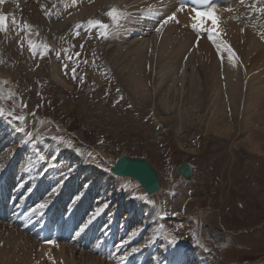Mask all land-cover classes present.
<instances>
[{
	"label": "rangeland",
	"instance_id": "obj_1",
	"mask_svg": "<svg viewBox=\"0 0 264 264\" xmlns=\"http://www.w3.org/2000/svg\"><path fill=\"white\" fill-rule=\"evenodd\" d=\"M25 1L27 0H23ZM123 1L120 2L119 9L126 0ZM232 1L241 4V0ZM18 2L21 3L19 0H4L0 3V13L6 16L5 30L0 31V72L5 77V82L0 87V108L5 113L15 111L17 115H23L25 120L16 121L14 117L5 115L6 121L3 122L0 118V164L5 168L15 150L13 174H17L22 164L27 167L30 160L36 159L32 145L20 143L22 134L14 131L18 126H26L28 131H33L36 146L45 154L51 150L56 159L47 157L46 161H39L32 169H26L27 172L22 171L20 180L17 179V187L22 182L25 186L20 190L12 189V175H7L3 197L8 195V205L14 203L10 216L18 210V203L25 194L27 198L25 197L24 203L28 207L22 211L25 217L18 223H14L13 218L0 220L1 245L6 249L13 248L5 246L4 242L12 236L8 232L15 228L17 232H23L39 243L40 235L31 231L32 229L26 231L22 224L26 218L37 217V213L29 212V208L37 202H50L53 197V194L49 195L51 188L63 176H67L68 179L59 190H66L69 194L62 195L60 191L58 195L60 202H65V207L60 209L56 205L50 220L53 226L60 224L61 232L55 237L65 246L75 244V237L71 236L72 230L75 231L85 222L97 207L107 203L109 207L95 220L99 223L103 217L106 219V215H109L110 218L111 213L117 211L115 230L125 228L124 237H129L133 231L138 233V242L145 247L140 256L143 259L149 258L145 264H172V256H165L163 250L166 237L177 239L178 243L174 246L176 249L190 251L193 248L204 254L185 259L180 264H264V116L251 125L252 130H249L244 124L242 107L234 112L232 101L225 98V110L222 113V123L225 124L222 128L225 130L213 131L206 119L209 116V106L201 105L199 99L185 98V89L180 96L174 89V95L172 90L168 92V100L176 101L174 108H164L161 104L156 106L158 102L154 100L151 87L159 70L156 68L159 61L156 54L149 57L145 84L149 86L145 87L147 98L143 99L141 90L134 89L129 81L130 76L122 68L125 62L121 54L110 56L103 51L105 42L112 49L123 50L143 39L157 36L159 33L154 29L158 21L170 12L161 6H172L171 2L164 0L158 7L143 9V15L139 16L147 18L146 23H142L143 26L135 32L137 34L127 38L119 35V25L124 17L117 26L109 28L107 38L98 37L95 31L97 29L88 23L89 20H100L111 25L110 19L105 15L109 8L95 18H83L82 4L74 5L72 0H51L49 3L55 5L46 18L48 22H28L24 16L26 12H21V4L19 8ZM223 2L218 7L223 8L226 5ZM61 4L70 6L64 10ZM159 7L163 10H157ZM74 10L81 19L80 22L76 21L79 28L75 23L61 27L57 25L61 20H67L68 23L67 15ZM240 16L245 21V29L259 32L260 25L249 18V13L243 12ZM51 18L53 22H50ZM25 23L29 25L27 31L23 30ZM216 31V34L219 33ZM77 32L79 35H76ZM20 40L24 42L23 49L18 43ZM29 40L36 46V55L28 50ZM44 45L51 51L44 49ZM41 50L45 51L43 57L39 55ZM57 52L61 53L59 58ZM77 52L80 53L79 57L76 56ZM86 52L89 54L86 55ZM64 65L68 67L65 68ZM53 67L61 80L54 79ZM73 68L76 69L75 79ZM80 76L85 77L83 83ZM197 88L202 91L201 87ZM21 103L26 107H21ZM6 125L13 129L15 138L12 139V135L3 130ZM64 126L83 132L88 137V143L77 139L78 131L77 134L71 133ZM53 136L63 137L64 142L58 143L52 139ZM69 141L74 148L66 147ZM77 148L82 154L77 153ZM89 152L92 158L88 164H84ZM121 152L148 159L158 170L162 188L144 199L145 192L133 179L110 174V161ZM47 160H51L56 167H49ZM183 160H188L193 165L191 181L183 180L175 171ZM40 164H44V168H40ZM91 167L94 170L92 173ZM69 168H72L71 173L68 172ZM3 169H0V186ZM45 171L47 174L42 175ZM104 172H108L106 179L103 177ZM101 183L106 187L101 188ZM14 194L16 197L13 202L10 199ZM145 203L149 206V214L154 215L149 223L135 219V216L134 222L128 223L129 225L127 222L123 223L125 216L129 214L128 204L139 206ZM7 204L3 205L8 206ZM25 213L28 215H24ZM106 221L108 223V219ZM107 223L99 226L95 235L97 241L104 235ZM87 246L85 249L88 255L82 256L78 250L74 252L77 263H81L83 259L101 257L105 263L108 262L110 257L98 249L96 241L87 242ZM133 246L138 244L134 243ZM52 249V257L57 258L55 247ZM156 253L159 256L158 262L153 259ZM0 259V264H7L3 258ZM48 259L47 253H41L37 261H41L39 264L42 261H45L43 264H56ZM128 263L139 264L138 258L131 257ZM12 264L32 263L23 257H15Z\"/></svg>",
	"mask_w": 264,
	"mask_h": 264
},
{
	"label": "bare ground",
	"instance_id": "obj_2",
	"mask_svg": "<svg viewBox=\"0 0 264 264\" xmlns=\"http://www.w3.org/2000/svg\"><path fill=\"white\" fill-rule=\"evenodd\" d=\"M19 1L21 3L18 2V6L21 4V12L24 13L26 12L25 15L24 14L23 15L26 16L28 22H35L36 20H39V22H48L46 21V18L49 16L50 11L54 8L55 5L54 3H49L51 0H31L32 2H30V0H27L25 2H23V0H19ZM55 1L60 2V0H55ZM121 1L123 0H75L74 5H79V4L83 5L81 11V13H83V18L86 16H91L95 18L101 13L105 12L110 7L120 8ZM167 1H168L167 3L171 2L172 6L164 5L161 7L167 9L168 11L174 10V6L178 5V3L175 0H167ZM223 1H225L226 5L223 8L218 7V5H222L224 3ZM66 2L68 3V1ZM260 2H262V0H256L257 4H259ZM163 3L164 0H126L124 4L122 3L123 5L122 8L120 9L121 11H127V12L123 18V22L119 25L121 29L119 35H121L124 38L125 37L127 38V36L129 35L137 34L135 32L143 26L142 23H146L147 21V18H143L142 16H139V15H143L142 10L150 6L158 7L160 4ZM252 3L253 0H243V4L242 3L236 4L232 0L230 2L229 0H215L211 4V7L215 9V13L218 17L217 30L219 33L215 34L216 38L218 41H223L224 43L228 44L233 49L234 56H233V61L231 63L229 62L228 55L224 51V49L221 48V50L218 52L216 46L213 45V43L207 38V34L205 32L197 31L190 27L191 22L183 13H180L178 15V19L180 21L178 25L175 22H170L162 29V31L157 36L153 38L143 39L142 42H139L133 47L128 46L123 50L112 49L111 45L107 44V42L104 41L105 44L103 51L105 50V53L110 56L111 55L118 56V53L121 54V57L124 58V62H125L122 65V68L125 70L128 76H130L129 81L133 85L134 89L136 91L139 89L141 90L143 99H145V97L147 98L145 87L149 86V85L145 86L147 65L148 62H150L149 57L152 54H156L158 56L159 61L156 64V68H158L159 70L156 72L155 75L156 78L154 77L155 80L154 83L151 82L153 83L151 87L155 95L154 100L158 102L156 106H159L158 104H161L162 106H164V108L166 106L168 108H172V107L174 108L176 101L173 102L174 100L173 101L168 100L170 98L168 92L172 90V93L174 95L175 93L173 91L174 89L175 91L179 92V96H180L183 89H185L187 90V92L184 94L185 98L199 99L201 100V105L209 106L208 107L209 116H207L206 119H208L209 122L208 124L211 130L224 131L225 129L222 128V126H224L225 124L222 123L223 122L222 113L225 110L223 103L225 101V98H227L232 101L234 112H236V109L238 107L240 106L242 107L241 111L243 113L242 117L244 120V124L246 125V128L252 130L251 125H254V123L262 120V117L264 116V40L260 39V35L264 34V14H257V13L249 14V18L251 20H255V22H258V24L260 25L259 32H255L254 30L252 31V29L249 30L248 28L245 29L243 27L245 25L244 24L245 21L242 18V16H240L242 15L243 12H247V13L251 12L250 5ZM69 6L70 4L65 6L61 4V8L64 10L68 9ZM44 7H46L45 10L43 9ZM124 7L126 8L123 9ZM25 9H27V11ZM159 9L162 8L159 7L157 10ZM226 9H230V11ZM159 12L160 11L157 12V15L159 14ZM169 13L166 14L164 13L165 14L164 16H166ZM67 17L69 18V19L67 18L69 20L68 23H66L67 20L66 21L61 20L60 23H57V25L61 27L64 24L67 25L74 23L76 24L77 23L76 21L78 22L81 21L79 16H77V12L75 10L70 14H68ZM50 22H53V18H51ZM200 23L203 24L204 22L201 21ZM208 26L209 27L212 26L210 22ZM241 29H243V31H241ZM197 40L199 41L198 45L196 43ZM232 44H234L233 47ZM88 54L89 52H86V55ZM233 63L236 66H233ZM180 66L182 67V69H179ZM52 73L54 79L59 81L60 79L59 74L54 69V67ZM248 77H250V79H248ZM4 82H5V77L3 76V73L0 72V87L3 86ZM197 87H201L202 91H199ZM173 99L175 98L173 97ZM168 115L170 114L168 113ZM0 118L3 122L6 121L4 116ZM219 123L220 125H218ZM208 124L206 125L207 127ZM4 129L6 133L8 132L12 135L11 137L12 139L15 138L13 135L14 131L13 129L10 128L9 125L3 127V130ZM254 144H256V142H254ZM14 152L15 150L13 151V154L8 160V162L5 164V168L3 169V180L0 186V201L2 203L4 198L3 193L5 192L7 187L6 186L7 175L8 176L12 175L11 181H13L14 184L12 189L14 191L18 189L20 190V188L17 187V182H18L17 179L21 176L22 171H26L27 169V167L24 166V164H22L20 166V171L17 174L16 173L13 174V169H14L13 166L15 163ZM114 160L115 157L113 158V161H110V163L111 162L113 163ZM89 162H90V157H88L85 160L84 164H88ZM90 170L91 173L92 171H94L92 167ZM104 173L105 174H103V177L106 179L108 176L107 175L108 172H104ZM22 183L24 184V182ZM135 183L138 184V182L136 181ZM100 186L102 188L103 186H105V184L101 183ZM60 191L62 192V195L69 194L68 191L66 190L58 189V191L52 195L53 197L52 199H50L49 205L45 211H42L41 213H37L35 215L37 216L36 218L30 217L25 219L24 229L27 230L31 228L35 233L39 234L40 235V237L38 238L39 243L37 240L33 241L27 235H24L21 229L20 231L22 233L17 232V230H15L16 228L14 230L17 233L13 232L14 230L9 231L8 232L9 235L12 236L7 238V240L4 242L5 246H11L13 248L6 249L0 243V257L3 258V260L7 264H12V260L15 257H23L24 259L30 261L32 264H39L41 261H37V260L41 253H47V257L50 258L48 260L50 262H55L56 264H117L118 256L122 255L124 250L131 252V248L135 247L133 246L134 243L138 244V246L136 247L140 248V251L137 253L130 254L127 260L124 262V264H129L128 261H130L131 257L138 258L139 264H145L147 261H149L148 260L149 258L143 259V256H140V253L144 251L143 249L145 247L140 245V242H138L139 240L138 233H136V235L134 236L130 235L129 237H124L125 236L124 234H126L124 233L126 232L125 228H122L120 226L121 228H119L120 229L119 231L115 230L116 226H114V221H116L117 211L116 212L114 211L113 214L111 213L110 218H108L109 215H106V219H108V223L106 219H104L103 217L99 223L97 220H94L93 223L88 227V229L84 232L79 233V235L77 234V232L79 231V226L78 228L75 229V231L72 230L71 236L75 237L73 241L75 243V244L73 243L75 246L74 245L72 246L71 244L65 246L63 242H59L56 239L55 235L61 232L59 231L61 230V226L59 223L57 224L60 227L57 224H56L57 226L56 225L53 226V224L51 223L52 221L50 222V220L56 205H58L60 209H64L65 207V202L64 201L60 202L61 201L60 198L58 199V195L61 193ZM77 193L78 192H76V194ZM15 195L16 194H14L13 197L11 195L12 199L10 198L9 199L13 201L16 197ZM25 195L24 198L20 200V203H18L19 204L17 208L18 210L15 211V214L13 216H10V213L12 211V207H14L13 206L14 203L13 205L10 204L9 206L0 205L1 216L4 218H13L14 223H18L21 218H24L25 217L23 216L24 212L22 213V211L26 210L24 208L27 206V204L24 203V199L26 197ZM17 200L18 199H16V201ZM15 203L17 204V202ZM127 206L129 208L128 210L129 214L128 216H125L123 223L127 222L128 224L130 222L131 223L134 222L133 216H135V219H141L143 222L149 223V221L154 216L149 214V206L146 203L140 204L139 206H136L135 204H128ZM44 212H46L45 215ZM103 223H107L106 225L108 226L105 229L103 228L105 233L104 235H102L101 239L97 241L98 238L95 235H97L98 228H100ZM67 231H69V229H67ZM47 232H49L51 236H49ZM214 236L216 237V233H214ZM63 238L66 239V237L64 236ZM122 239L126 240L127 243L123 246L122 249H117L115 245L118 244ZM48 241H53L54 243H48ZM95 241L98 244V249L103 250L104 253L106 252L110 257L108 262L105 263L104 258L101 257L100 259L94 258L93 260L83 259L81 263H77L75 261L74 252H77L78 250L81 252L82 256H85L86 254L88 255L85 249V247H88L87 242H95ZM164 245H165L163 249L164 254L165 256H172L173 259L172 264H180L183 260L185 261V259L204 255L203 253L198 252L197 249H193V248H191L190 251H186L181 248L176 249L173 245H169L168 243H166V238ZM52 247H55L56 249L55 253L58 254L57 258H54L51 255L54 252ZM113 253H115V256L112 255ZM157 254L158 253H156L155 257L159 258ZM154 260H157L158 262L159 259H154ZM44 262L42 261L41 264H43Z\"/></svg>",
	"mask_w": 264,
	"mask_h": 264
},
{
	"label": "snow or ice",
	"instance_id": "obj_3",
	"mask_svg": "<svg viewBox=\"0 0 264 264\" xmlns=\"http://www.w3.org/2000/svg\"><path fill=\"white\" fill-rule=\"evenodd\" d=\"M4 0H0V3H3ZM73 2H75V0H73ZM241 3L243 4V0H241ZM200 5H204L203 7H201ZM251 8V13H257V14H264V0H262V2H260L259 4L256 3V0H253V3L250 5ZM228 11H230V9H226ZM180 13H183L191 22L190 23V27L194 30L197 31H203L207 34V38L213 43V45L216 46L217 51L219 52L221 50V48L224 49V51L227 53L228 55V60L231 63L233 61V56H234V52L233 49L226 43H224L223 41H218L216 38V30L218 28V17L215 13V9L213 7L210 6V0H179L178 5L174 6V10L170 11L169 14H167L166 16H164L162 19H160L155 27V31L157 33H160L162 31V29L168 25L170 22H175L177 25L180 23L179 19H178V15ZM106 17H108L111 21V25H109L108 23H104L100 20H96V21H92L89 20L88 23L90 25H93L96 29V35L98 37H102V38H107L109 36V28L110 27H115L119 24L120 20L122 17H124L126 15L125 12L121 11L119 8L117 7H110L106 13H105ZM203 21L204 23L201 24L200 22ZM209 22L211 23V27L208 26ZM13 23H15V21H13ZM6 27V16L5 14L0 13V31H4ZM77 28L80 27V25L78 24L76 26ZM29 28V25L27 23L24 24V31H27ZM241 31H243V29H241ZM76 35H79V32L76 33ZM91 38V37H90ZM260 39L264 40V34L260 35ZM198 40L196 41L197 45H198ZM18 43L21 46V49H23L24 47V42L23 40L18 41ZM81 48H83V45L80 46ZM44 49H47L48 51H51V49L48 48L47 45L43 46ZM28 50L31 54L36 55V46H34L31 43V40L28 41ZM39 55L41 57H43L45 55V51L41 50ZM57 57L59 58L61 53L57 52L56 53ZM76 56L79 57L80 53L77 52ZM69 59H71V57H68ZM233 66H236L233 63ZM65 68L68 67V65H64ZM73 72V78L75 79V72L76 69L73 68L72 69ZM79 79L81 80V82L83 83L85 77L84 76H80ZM117 91H119V89H117ZM122 99V98H121ZM21 107H26V105H24L23 103H21ZM129 107H131V105H129ZM7 115V117L9 118H13L16 121H24L25 117L23 115H17L15 111H8L7 113L4 112L3 108H0V117H3ZM34 115V114H33ZM14 131L17 134H22V139L20 141L21 144H28L30 143L32 145L33 148V154L36 157L35 160H30L27 164V170L32 169L33 167L36 166L37 162L39 161H46L47 157H52V159H56V157L52 156V151L50 150L47 154H45L42 150H40L37 146H36V137L33 131H28L26 126H18L14 129ZM53 140L57 141L58 143H63V137H59V136H53L52 137ZM66 147L69 149L74 148V145L71 141L67 142ZM78 154H82L80 153V150L77 148L76 149ZM90 158H92V154L89 152L87 154ZM47 163L49 165V167H56V165H54L52 163L51 160H47ZM40 168H44V164H40L39 165ZM4 165L0 164V169H3ZM72 168L68 169V172L71 173ZM47 172H43L42 175H46ZM68 179L67 176H63L58 183L55 184L54 187L51 188L49 195L55 194L58 189L60 187L63 186V184L65 183V181ZM25 185L23 183L19 184L18 187L19 188H23ZM85 187H87V185H85ZM29 191H31V189H29ZM144 199H147V194H145ZM49 202H37L35 203L33 206L30 207L29 212L30 213H41L43 210H45L48 207ZM109 205L107 203L103 204L100 207H97L89 216V218L81 223L79 225V231L77 232V234L79 235V233L84 232L88 229V227L93 223V221L101 214L104 212V210L106 208H108ZM25 215H28V213H25ZM105 227H107V225H105ZM162 227V226H161ZM130 235H136V233L133 231ZM166 239H168L166 237ZM48 243H54L53 241H48ZM127 243L126 240H121L118 244L115 245V247L117 249H122L123 246ZM178 241L177 239L173 238V239H168V244L169 245H177ZM163 247V245H161ZM140 251V248L138 247H132L131 248V252H128L127 250L123 251L122 255H119L117 258V264H124V262L127 260V258L129 257L130 254L132 253H137ZM113 256H115V253L112 254ZM154 259H159L158 257H154Z\"/></svg>",
	"mask_w": 264,
	"mask_h": 264
},
{
	"label": "water",
	"instance_id": "obj_4",
	"mask_svg": "<svg viewBox=\"0 0 264 264\" xmlns=\"http://www.w3.org/2000/svg\"><path fill=\"white\" fill-rule=\"evenodd\" d=\"M111 173L127 176L137 180L147 194H153L160 188L158 171L149 160L120 153L110 165ZM193 166L188 160L181 161L176 166V172L186 181H191Z\"/></svg>",
	"mask_w": 264,
	"mask_h": 264
},
{
	"label": "trees",
	"instance_id": "obj_5",
	"mask_svg": "<svg viewBox=\"0 0 264 264\" xmlns=\"http://www.w3.org/2000/svg\"><path fill=\"white\" fill-rule=\"evenodd\" d=\"M69 126H70V124H69ZM67 127V126H66ZM73 127H75V126H73ZM68 128V127H67ZM70 131H76V133H77V128L76 129H73V128H68ZM79 132V131H78ZM85 132H86V129H85ZM87 134V133H86ZM77 138L79 139V140H82L83 142H85V143H88V137L87 136H84V134H83V132H79V134H77Z\"/></svg>",
	"mask_w": 264,
	"mask_h": 264
}]
</instances>
